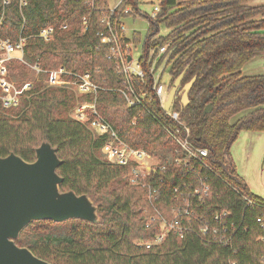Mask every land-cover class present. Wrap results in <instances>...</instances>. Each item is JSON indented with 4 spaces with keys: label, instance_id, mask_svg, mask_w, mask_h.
Segmentation results:
<instances>
[{
    "label": "trees",
    "instance_id": "16d2710c",
    "mask_svg": "<svg viewBox=\"0 0 264 264\" xmlns=\"http://www.w3.org/2000/svg\"><path fill=\"white\" fill-rule=\"evenodd\" d=\"M26 1L20 7L19 0H0V37L15 41L25 37L24 59L43 68L65 66L90 72L103 87L97 92V110L117 135L166 162L165 169L148 178L158 188V208L171 216L173 205H186L187 197L192 214L180 216L188 226L182 236L171 230L161 242L147 247L145 242L160 231V224L146 225V189L131 182L126 166L99 155L110 136L94 134L87 123L70 115L78 98L73 89L38 82L17 107L6 108L0 99V155L14 151L32 161L36 147L51 142L63 159L58 167L64 177L61 189L89 194L98 205L100 219L35 220L16 242L56 264H264V229L257 221L264 198L251 191L230 152L242 130H264V74L245 75L241 70L264 51V3L161 0L139 57L144 75L133 74L127 82L115 67L118 59L108 57L112 43L106 38L108 26L100 21V11L92 13L82 31V17L88 12L85 0ZM128 2L132 12H141L138 0ZM63 22L68 23L66 28L60 27ZM161 22L171 30L156 37ZM47 25L56 27L50 40L38 35ZM120 41L128 56L141 36L134 31L131 38L123 36ZM164 44H168L166 52L155 62ZM5 54L0 50V57ZM165 58L172 76L168 89L184 69L182 86L196 77L189 103L183 105L179 95L172 108L190 128L192 141L208 149L211 168L195 162L191 169L184 161H174L184 155L176 151L170 132L179 122L151 87L152 66ZM9 65L13 77L30 76L21 60L12 59ZM122 89L129 98L137 94L140 101L131 104ZM208 104L212 108L204 113ZM202 180L210 184L208 194L187 195L189 189L183 185H200ZM224 211L226 215L215 218ZM202 223L211 227L206 234L200 231Z\"/></svg>",
    "mask_w": 264,
    "mask_h": 264
},
{
    "label": "built area",
    "instance_id": "2783aa9c",
    "mask_svg": "<svg viewBox=\"0 0 264 264\" xmlns=\"http://www.w3.org/2000/svg\"><path fill=\"white\" fill-rule=\"evenodd\" d=\"M20 7L27 3L26 0H19ZM100 0H85V4L88 6V12L82 17V31H85L88 27L90 16L94 11L101 12L100 21L108 26L107 40L112 43L110 47V54L108 57H116L118 61L115 67L122 71L127 82L130 81V77L133 74L143 77L144 70L138 59L134 60L131 54L127 53V50H123L121 46V37L126 36L125 24L123 18L127 15H134L137 12H132L133 8L129 0H118L116 4L111 6L108 0L100 6L97 3ZM139 4L141 3L140 0ZM160 10L159 3L154 6L152 14L149 16V21L156 18L158 11ZM67 22H63L60 27L66 28ZM56 27L54 25H47L41 29L39 36L45 40L52 39ZM128 37V36H127ZM131 38V37H129ZM26 38L20 36L18 40H12L11 38L0 37V50L6 53L5 56L0 57V99L2 104L6 108L17 107L21 104L22 100L28 96L27 91L30 90L34 84L30 81L25 82L23 85L15 87L13 83L8 80V65L7 60L13 54L19 53L22 58L24 54V45ZM168 44H164L159 48L155 62L160 56L166 52ZM131 47V46H130ZM128 57V59H127ZM166 62V58L163 60ZM37 73L46 74L45 83L47 86H66L73 89L78 98L75 106L71 109V116L77 120L87 123L88 127L94 132V134L107 133L110 139L102 147V152L111 161L126 166L128 169V175L131 182L139 184L146 189L147 205L144 208L146 225L149 226L153 222L158 221L160 224V231L155 236L146 241L147 247L162 241L168 231H178L181 236L184 234L188 226L184 224L180 216L190 215L192 211L189 210V200L184 198L186 205L180 206L179 204L173 205L171 209V216L165 215L157 206L158 188L148 180V178L158 169L163 170L166 168V162L161 156L154 154L147 149L134 147L129 143L122 140L113 129L111 123L99 113L96 107L97 92L103 88L98 85L91 77L90 72H75L67 69L65 66L57 68H43L38 62L31 65ZM157 67L152 66L154 71V81L151 85L156 95L160 99L161 104L164 107L166 99L164 93L169 91L168 87L161 80V74L157 72ZM127 89L132 93H135L133 88L127 84ZM127 99L131 104L140 101V97L129 98L126 90L122 89ZM173 103L167 112L179 122V125L170 130L175 142L178 145L176 151L183 152V156L174 157V161L179 163L184 161V164L191 169H194L195 162H199L201 165L211 168V165L207 161L208 149L206 147L198 146L192 141V134L190 128L180 120V115L177 110L172 108ZM165 108V107H164ZM193 162V163H192ZM183 188H188L187 195H197L202 197L208 194L210 191V184L206 181L200 183V185H183ZM175 189H178L176 187ZM223 213H216L215 218L219 219ZM257 221L264 229V210H262L258 216ZM211 227L208 223H202L200 231L202 234H206ZM214 231L216 229L214 228ZM264 239V236H263Z\"/></svg>",
    "mask_w": 264,
    "mask_h": 264
},
{
    "label": "water",
    "instance_id": "95a60500",
    "mask_svg": "<svg viewBox=\"0 0 264 264\" xmlns=\"http://www.w3.org/2000/svg\"><path fill=\"white\" fill-rule=\"evenodd\" d=\"M185 72L186 69L169 89L166 110L179 95L183 105L189 103V91L196 77L180 89ZM211 108L212 104H208L204 113ZM62 162L57 148L47 140L36 147V158L32 161L14 151L0 155V264H56L16 242L32 221L62 222L74 218L99 221L98 205L89 194L61 189L64 177L58 167Z\"/></svg>",
    "mask_w": 264,
    "mask_h": 264
},
{
    "label": "rangeland",
    "instance_id": "374dc122",
    "mask_svg": "<svg viewBox=\"0 0 264 264\" xmlns=\"http://www.w3.org/2000/svg\"><path fill=\"white\" fill-rule=\"evenodd\" d=\"M139 9L140 13L134 15H127L123 18L125 24V34L128 37H131L134 31H138L141 36V42L137 45H132L131 55L134 60L138 59L142 52V45L145 36L148 34L149 28V19L145 16L151 15L154 9V6L158 4L161 0H140ZM185 0H177L181 2ZM109 4L113 6L118 2V0H108ZM170 28L166 26L165 23H159V29L157 31L156 37L158 36H167L170 32ZM152 52V51H151ZM6 55V54H5ZM3 57V56H1ZM12 59H19L30 69V76L26 78H15L12 75V69L10 68V62ZM34 63L28 62L24 59V56L21 58L19 53L13 54L7 60L8 65V80L13 83L15 87L23 85L25 82L30 81L33 84L38 82L45 83L46 74L37 73L36 70L31 66ZM49 69V68H45ZM157 72L161 74V80L166 87L170 84L171 73L169 70V65H166L165 61H162L157 66ZM182 85H180V89ZM168 91L164 93V98L167 99ZM71 115V110H70ZM232 149L236 152V162L238 164V169L241 174L244 176L252 192L264 197V137L259 134L258 131H243L238 136L236 141L232 144ZM99 155L108 159L102 150L99 151Z\"/></svg>",
    "mask_w": 264,
    "mask_h": 264
},
{
    "label": "crops",
    "instance_id": "0c3cea01",
    "mask_svg": "<svg viewBox=\"0 0 264 264\" xmlns=\"http://www.w3.org/2000/svg\"><path fill=\"white\" fill-rule=\"evenodd\" d=\"M250 1L252 3H255V4L264 3V0H250ZM241 70H242V73L245 74V75L264 74V51L256 54L252 59L247 61L243 65ZM243 131H246V130H242L241 132H243ZM247 131H249L251 133L253 132V131H250V130H247ZM241 132L239 133V135L241 134ZM258 132H259L260 135H262V137H264V130H261V131H258ZM230 152H231V158H232V160L234 161V163L236 165V169H237L238 173L244 178V176L241 174L240 170L238 169V164L236 162V156H235L236 152L232 149V146H231V151Z\"/></svg>",
    "mask_w": 264,
    "mask_h": 264
}]
</instances>
